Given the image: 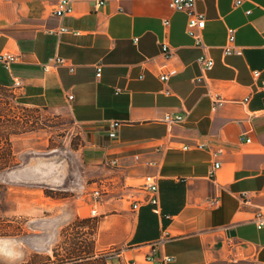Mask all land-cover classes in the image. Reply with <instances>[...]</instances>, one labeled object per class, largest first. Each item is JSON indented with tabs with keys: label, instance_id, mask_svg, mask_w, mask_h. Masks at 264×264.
Returning a JSON list of instances; mask_svg holds the SVG:
<instances>
[{
	"label": "crops",
	"instance_id": "1",
	"mask_svg": "<svg viewBox=\"0 0 264 264\" xmlns=\"http://www.w3.org/2000/svg\"><path fill=\"white\" fill-rule=\"evenodd\" d=\"M168 2L73 0V14L59 18V0H0V56L18 55L10 69L0 61V87L14 88L19 77L23 86L14 89L27 103L64 112L84 131L80 153L91 208L92 191L105 187L97 251L117 247L124 264H159L164 255L174 256L172 264H217L231 252L241 259L234 264H264V226L253 220L264 208V0H198L206 47L188 33V15L171 11ZM63 24L71 31L49 32ZM230 28L235 51L225 54ZM164 42L174 49L169 58ZM203 53L215 64L198 82ZM56 54L75 70L46 71ZM170 68L178 73L163 82L159 73ZM215 91L225 101L213 111ZM168 112L186 118L169 125ZM112 120L121 123L115 139L108 136ZM219 147L222 167L211 177ZM148 159L157 163L147 165ZM151 175L160 186L159 213L150 192L138 188ZM216 197L220 204L211 206L208 199ZM227 237L236 242L233 251Z\"/></svg>",
	"mask_w": 264,
	"mask_h": 264
},
{
	"label": "rangeland",
	"instance_id": "2",
	"mask_svg": "<svg viewBox=\"0 0 264 264\" xmlns=\"http://www.w3.org/2000/svg\"><path fill=\"white\" fill-rule=\"evenodd\" d=\"M0 108L29 127L12 135L13 165L0 173V264H52L89 251L99 216H90L84 184V131L64 112L25 103L14 88L0 87ZM104 255L124 264L121 255Z\"/></svg>",
	"mask_w": 264,
	"mask_h": 264
},
{
	"label": "built area",
	"instance_id": "3",
	"mask_svg": "<svg viewBox=\"0 0 264 264\" xmlns=\"http://www.w3.org/2000/svg\"><path fill=\"white\" fill-rule=\"evenodd\" d=\"M60 5L58 8L55 9L54 14L58 16L59 18H63L65 16H69L73 14L74 12V5L73 0H59ZM197 2L198 0H169L168 6L171 11H183L185 12L189 17V23H188V33L196 39V43L198 46L206 47L205 43L202 40L201 30L206 25V17L204 13L199 12L197 10ZM243 0H237V4H241ZM248 12H251V9L248 10ZM164 22L166 24H169V19L165 18ZM71 31L70 28L63 24L59 28H50L49 32L51 33H61V32H69ZM235 28L229 29V38L228 43L224 47L225 54H232L235 51V45L234 42L236 40L235 38ZM75 33H79V31H75ZM162 53L165 57L169 58L174 54V49L168 44V43H162ZM18 55L14 54L12 52H5L0 56V61L6 66V68L10 69L11 65L17 61ZM198 62L201 66L202 74L197 76L195 78L196 81L202 82L206 79V73L209 72L215 64V60L209 56L207 53H203L198 57ZM61 66H67L71 71L75 70V64L71 63L70 60L66 57L60 56V55H54L47 62L44 63V69L46 71H51L53 69H57ZM178 73L177 68H170L163 70L159 73V78L163 82H168L170 78ZM259 73V71H257ZM102 74V64L99 63L97 66V75L101 76ZM140 77H143V75H140ZM23 86V81L19 77L14 78V88H20ZM259 88L261 91L264 92V79L260 81ZM123 90L122 87H117L115 92L118 94ZM164 92L167 94H171L170 88H165ZM74 95H70V98H73ZM212 97V110L216 111L220 105L225 101L224 95L221 92L215 91L211 95ZM245 101L250 100V96H247ZM186 116L179 114V113H172L168 112L166 113L164 117V121L167 122L169 125H174L177 123H182L185 120ZM120 121L118 120H112L107 129H108V136L110 139H115L118 137L119 134V128H120ZM241 140H243V137H240ZM251 138H246V141H250ZM206 144L200 143L197 144L196 147L203 148ZM185 149L190 148V144H186L183 146ZM225 152V149L223 147H219L213 152V155L215 157L214 164L211 169V177H215L217 170L222 167V160L220 158V155H222ZM135 159L138 161H141V155L136 154ZM145 163L147 165H154L157 163L155 160H145ZM111 165L116 166L118 164V159L115 158L110 161ZM140 190H146L149 191L151 196L149 199L150 204L153 205L154 211L159 213L160 212V186L158 182L157 175H151L149 176L140 186L138 187ZM104 185H98L92 192V198H91V205L92 208L90 210V216L91 217H98L100 215L99 213V206L102 202V198L104 195ZM247 192H244V195H246ZM208 202L211 206H218L221 202L220 198H210L208 199ZM141 205L140 200H135L132 204V207L134 209H138ZM253 220L259 225L264 226V208H259ZM226 245L230 251H233L235 248L236 242L232 237H227L226 239ZM107 252H104V254L108 255V257L113 258L115 256L121 255V250L117 247L111 246L106 248ZM102 253V252H101ZM103 254V253H102ZM147 259H155V256L153 253L149 254L147 256ZM239 260H241L236 254H233L231 252L230 259L226 262H220L217 264H234L237 263ZM174 261L173 255H164L159 258V264H172ZM214 264V263H210Z\"/></svg>",
	"mask_w": 264,
	"mask_h": 264
},
{
	"label": "trees",
	"instance_id": "4",
	"mask_svg": "<svg viewBox=\"0 0 264 264\" xmlns=\"http://www.w3.org/2000/svg\"><path fill=\"white\" fill-rule=\"evenodd\" d=\"M24 102L27 101L24 99ZM28 122H24L19 116H14L9 111H4L0 108V173L13 165L15 154L12 147L11 137L14 134L28 131ZM3 190L0 185V202L2 201ZM87 219H82L84 221ZM52 264H108V258L99 253L96 249V240L92 242L89 251L82 250L81 253L74 256L72 259L60 258Z\"/></svg>",
	"mask_w": 264,
	"mask_h": 264
}]
</instances>
